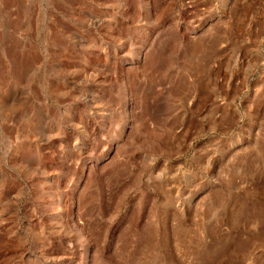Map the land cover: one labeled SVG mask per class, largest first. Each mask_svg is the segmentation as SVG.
I'll use <instances>...</instances> for the list:
<instances>
[{"label":"rangeland","instance_id":"obj_1","mask_svg":"<svg viewBox=\"0 0 264 264\" xmlns=\"http://www.w3.org/2000/svg\"><path fill=\"white\" fill-rule=\"evenodd\" d=\"M0 264H264V0H0Z\"/></svg>","mask_w":264,"mask_h":264}]
</instances>
